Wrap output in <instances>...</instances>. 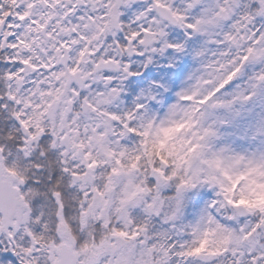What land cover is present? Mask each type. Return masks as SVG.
Instances as JSON below:
<instances>
[{"label": "snow or ice", "instance_id": "1", "mask_svg": "<svg viewBox=\"0 0 264 264\" xmlns=\"http://www.w3.org/2000/svg\"><path fill=\"white\" fill-rule=\"evenodd\" d=\"M0 264H264V0H0Z\"/></svg>", "mask_w": 264, "mask_h": 264}, {"label": "rangeland", "instance_id": "2", "mask_svg": "<svg viewBox=\"0 0 264 264\" xmlns=\"http://www.w3.org/2000/svg\"><path fill=\"white\" fill-rule=\"evenodd\" d=\"M193 66L194 65L191 58L186 56L179 61L178 67L176 69L167 70L161 68V71L158 72L157 76L156 77L153 76L151 79L159 78L163 76L165 79L169 81L172 90L175 91L180 87L184 76L187 74L188 71L192 69ZM173 100H174V96H169L166 100V103H171Z\"/></svg>", "mask_w": 264, "mask_h": 264}, {"label": "flooded vegetation", "instance_id": "3", "mask_svg": "<svg viewBox=\"0 0 264 264\" xmlns=\"http://www.w3.org/2000/svg\"><path fill=\"white\" fill-rule=\"evenodd\" d=\"M163 62L164 61H160L159 64H163ZM161 68L162 67L158 65L156 67H150L148 69L140 70L142 72V75L140 77L131 78L138 83L135 87L129 88L130 94L135 95L136 91H139L140 88H146L149 80H151L153 76L156 77L158 72L161 71Z\"/></svg>", "mask_w": 264, "mask_h": 264}]
</instances>
